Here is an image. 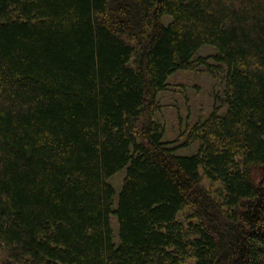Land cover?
I'll list each match as a JSON object with an SVG mask.
<instances>
[{
  "label": "trees",
  "instance_id": "trees-1",
  "mask_svg": "<svg viewBox=\"0 0 264 264\" xmlns=\"http://www.w3.org/2000/svg\"><path fill=\"white\" fill-rule=\"evenodd\" d=\"M0 264H264V0H0Z\"/></svg>",
  "mask_w": 264,
  "mask_h": 264
},
{
  "label": "rangeland",
  "instance_id": "rangeland-1",
  "mask_svg": "<svg viewBox=\"0 0 264 264\" xmlns=\"http://www.w3.org/2000/svg\"><path fill=\"white\" fill-rule=\"evenodd\" d=\"M205 53L213 54L212 50ZM200 71L175 75L170 80L168 90L160 95L162 110L157 118L166 129L168 141L178 139L182 143L184 137H180L181 129L193 125L200 117L205 118L214 108V96L220 86L205 71ZM182 153L190 152L183 150ZM125 172L126 170L118 173L113 179L118 192Z\"/></svg>",
  "mask_w": 264,
  "mask_h": 264
}]
</instances>
